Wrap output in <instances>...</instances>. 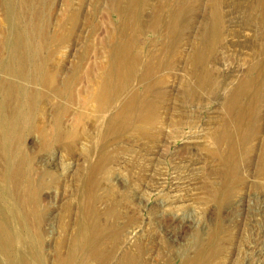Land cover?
I'll return each instance as SVG.
<instances>
[{
	"label": "rangeland",
	"instance_id": "1",
	"mask_svg": "<svg viewBox=\"0 0 264 264\" xmlns=\"http://www.w3.org/2000/svg\"><path fill=\"white\" fill-rule=\"evenodd\" d=\"M263 154L264 0H0V264H264Z\"/></svg>",
	"mask_w": 264,
	"mask_h": 264
},
{
	"label": "bare ground",
	"instance_id": "2",
	"mask_svg": "<svg viewBox=\"0 0 264 264\" xmlns=\"http://www.w3.org/2000/svg\"><path fill=\"white\" fill-rule=\"evenodd\" d=\"M124 60V59H123ZM120 62V61H119ZM129 66V64H125V65H119L118 66V64H117V66H118V68L116 69V71H117V73H118V71H120V70H122L125 66ZM131 66V65H130ZM23 70H25V69H23ZM22 70V71H23ZM119 77V76H118ZM116 79V78H115ZM104 89H105V87H104ZM10 94V93H9ZM13 94V93H12ZM11 95V94H10ZM104 96V95H103ZM101 100H104V101H106L105 99H101ZM130 101H132V102H130ZM128 103H129V105H128V110L130 109V107L131 108H133L134 109V99H132V100H130ZM137 103H139V101L138 100H135ZM237 101V100H236ZM233 103V104H232ZM231 103V105H234V102H232ZM10 104V103H9ZM13 104V103H12ZM136 104V103H135ZM138 106V105H137ZM13 107V106H12ZM229 108L230 109H232V106H229ZM241 110V112H243V110H246V109H244L243 108V110L242 109H240ZM13 111V110H12ZM11 111V112H12ZM234 111V110H233ZM14 112V111H13ZM246 112V111H245ZM19 113V112H18ZM14 114H16V113H14ZM241 114V113H240ZM244 114V113H243ZM9 115V114H8ZM18 115V114H17ZM16 116V115H15ZM244 116H245V114H244ZM243 116V117H244ZM17 117V116H16ZM15 117V118H16ZM120 116H117V117H115L114 118V122L115 123H118V119H120L119 118ZM132 118H134V116H133V113L132 114H129L128 115V118H125L126 119V122L123 124V125H129V123H131V122H133V121H131V119ZM9 119H10V116H9ZM113 122V123H114ZM108 125H110V123L108 124ZM14 126V125H13ZM108 127V126H107ZM127 127V126H126ZM106 128V127H105ZM109 128H110V126H109ZM109 130V129H108ZM15 131V130H14ZM7 133V132H6ZM224 140L225 139H228V142H229V149H228V154H227V157H226V163H228V167H227V173L225 174V175H223V178H224V186H231V185H233L234 183H236V180H235V177H234V172H233V170H234V168H233V166H234V161H236V156H237V139H236V136L234 135V134H232L230 131H228V130H226V131H224V133H223V135L221 136ZM249 138V136H244V140L246 141L247 139ZM11 157V156H10ZM19 159V158H18ZM22 159V158H21ZM15 161V160H14ZM14 161H12L13 163H14ZM23 162V161H22ZM261 162L264 164V154H263V156H262V158H261ZM16 163V162H15ZM20 163V162H19ZM19 163H17V167H18V164ZM262 164V165H263ZM16 165V164H15ZM13 166V165H12ZM21 166V165H20ZM24 166V165H23ZM95 166V165H94ZM11 167V166H10ZM95 167H97V165L95 166ZM94 167V168H95ZM21 168V167H20ZM14 170V169H13ZM22 171V170H21ZM262 171V170H261ZM260 171V172H261ZM23 172V171H22ZM263 172H264V170H263ZM16 173V172H15ZM94 173V172H93ZM9 175H11V174H9ZM17 175V174H16ZM263 175V174H262ZM20 177V176H19ZM22 177H23V175H22ZM13 179V178H12ZM18 179V178H17ZM14 180V179H13ZM16 180V179H15ZM1 181V180H0ZM12 181V180H11ZM17 181H19V180H17ZM21 183H23L24 184V182H22V181H20ZM20 182H19V184H20ZM13 184H14V182H12ZM15 183H18V182H15ZM2 185H3V183H2ZM8 185V184H7ZM16 185H18V184H16ZM15 185V186H16ZM21 186H23V185H21ZM3 187V186H2ZM19 187V186H18ZM4 188V187H3ZM13 188V187H12ZM20 188V187H19ZM26 188V187H25ZM15 189H16V187H15ZM29 190H31L30 188H28ZM4 190V189H3ZM11 190V189H10ZM13 190V189H12ZM18 190V189H17ZM1 191V190H0ZM24 191V190H23ZM223 191V190H222ZM6 192V191H5ZM4 192V193H5ZM18 192V191H17ZM20 192V191H19ZM28 192V191H27ZM32 194H33V192H31ZM16 194V193H15ZM20 194V193H19ZM19 194H18V196H19ZM22 194H23V192H22ZM17 195V194H16ZM15 195V196H16ZM31 195V194H30ZM10 196V195H9ZM22 196V195H21ZM21 196H20V198H21ZM8 198V197H7ZM10 198V197H9ZM24 198V197H23ZM33 198H34V196H33ZM19 199V198H18ZM1 200V199H0ZM4 200V199H3ZM8 200V199H7ZM21 200V199H20ZM29 200V199H28ZM27 200V201H28ZM35 200V199H34ZM23 202H25V201H23ZM1 203H2V201H1ZM10 203V202H9ZM31 203V202H30ZM6 204H8V203H6ZM12 204H14V202L12 203ZM11 204V205H12ZM15 204H16V202H15ZM25 205V204H24ZM3 206V205H2ZM6 206V205H5ZM8 206V205H7ZM14 207V206H13ZM17 207V206H16ZM86 207V206H85ZM7 208V207H6ZM5 208V209H6ZM12 208V207H11ZM89 209H92L91 207L89 208ZM3 210V209H2ZM2 210H0V211H2ZM10 211V210H9ZM5 212V211H4ZM87 212V211H86ZM5 213H8V211L7 212H5ZM89 213H91L92 215H94L93 213H92V211H89ZM88 215V214H87ZM92 215H91V217H92ZM112 215V214H111ZM95 216V215H94ZM5 217V216H4ZM86 218V217H85ZM184 216H182V215H179V216H177V217H174V219H172V222L173 223H175V222H178V225H179V223H180V225L182 224L183 226L185 225V224H183L185 221H184ZM16 220V219H15ZM90 223V222H89ZM92 223V224H91ZM90 224H91V226L90 227H92L91 228V238H92V240H93V245H94V243L97 241V243L99 242V243H101L100 242V239H101V237L103 236L104 237V234H105V231L106 230H108V229H111V228H108V229H103L101 226H103V225H99V223H98V220L97 219H94L92 222H91ZM185 223H187V222H185ZM15 225V224H14ZM176 225V224H175ZM189 225V224H188ZM172 226H174V225H172ZM182 226V227H183ZM0 227H1V231L2 232H4L5 234H6V238H5V236H3V240L4 241H8V245H4L6 248H10V247H12V243H13V241H14V238H13V236H11V234L7 231V229H5V226L3 227V226H1L0 225ZM174 228V227H173ZM172 228V229H173ZM180 228V227H179ZM184 228H186V225L184 226ZM178 229V228H177ZM110 232H111V230H110ZM86 233V232H85ZM86 234H88V233H86ZM172 234V233H171ZM90 235V234H89ZM15 238H17V237H15ZM214 238H215V236H214ZM27 239V238H26ZM89 239V238H88ZM91 240V239H90ZM89 241V240H88ZM213 241V240H212ZM90 242V241H89ZM88 242V243H89ZM98 243V244H99ZM102 245V244H101ZM2 246V245H1ZM4 247V248H5ZM15 247V246H14ZM103 246H96L95 247V249H93V254L96 256V258L97 259H100L101 261H102V264H108L109 263V260H110V257H111V252L109 251V250H107V251H104L103 250V248H102ZM4 252V251H3ZM5 252H6V250H5ZM5 254V253H4ZM10 254H12V253H10ZM6 257V256H5ZM11 258H12V256H11ZM18 257H16V259H17ZM20 258V257H19ZM21 259V258H20ZM11 261H12V259H11ZM19 261V259H17V262ZM22 261H23V259H22ZM27 261H28V259H27ZM16 262V261H15ZM20 263V262H19ZM137 263V262H136ZM66 264V263H65ZM71 264V263H70ZM118 264H135L134 263V258H133V256L132 257H128V258H125L124 260H122V261H120V263H118Z\"/></svg>",
	"mask_w": 264,
	"mask_h": 264
}]
</instances>
